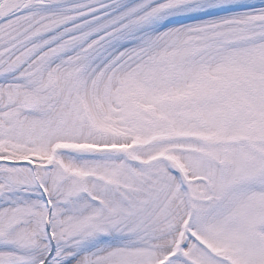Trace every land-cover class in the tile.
Segmentation results:
<instances>
[{
  "label": "snow or ice",
  "instance_id": "obj_1",
  "mask_svg": "<svg viewBox=\"0 0 264 264\" xmlns=\"http://www.w3.org/2000/svg\"><path fill=\"white\" fill-rule=\"evenodd\" d=\"M0 264H264V0H0Z\"/></svg>",
  "mask_w": 264,
  "mask_h": 264
}]
</instances>
